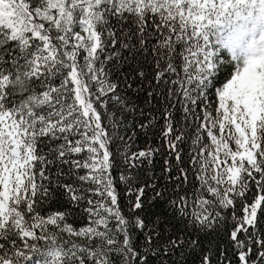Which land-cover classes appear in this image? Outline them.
Returning a JSON list of instances; mask_svg holds the SVG:
<instances>
[{
    "label": "snow or ice",
    "instance_id": "6c2138e0",
    "mask_svg": "<svg viewBox=\"0 0 264 264\" xmlns=\"http://www.w3.org/2000/svg\"><path fill=\"white\" fill-rule=\"evenodd\" d=\"M0 264H264V0H0Z\"/></svg>",
    "mask_w": 264,
    "mask_h": 264
}]
</instances>
